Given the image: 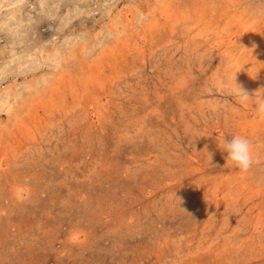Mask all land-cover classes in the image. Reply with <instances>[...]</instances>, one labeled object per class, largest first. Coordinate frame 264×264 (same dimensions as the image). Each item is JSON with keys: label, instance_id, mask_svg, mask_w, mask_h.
<instances>
[{"label": "rangeland", "instance_id": "obj_1", "mask_svg": "<svg viewBox=\"0 0 264 264\" xmlns=\"http://www.w3.org/2000/svg\"><path fill=\"white\" fill-rule=\"evenodd\" d=\"M22 4L0 25V264H264V0Z\"/></svg>", "mask_w": 264, "mask_h": 264}, {"label": "clouds", "instance_id": "obj_2", "mask_svg": "<svg viewBox=\"0 0 264 264\" xmlns=\"http://www.w3.org/2000/svg\"><path fill=\"white\" fill-rule=\"evenodd\" d=\"M235 75L233 77V85L238 90L241 100L252 103L253 94L249 95L248 93L242 91L241 88L234 83ZM254 110L258 114L259 118L264 119V98H262V93L255 101ZM220 147L227 153L226 161L231 162L232 165L238 168L241 172L246 173L253 166V145L247 138L235 135L232 136L231 140L223 139Z\"/></svg>", "mask_w": 264, "mask_h": 264}, {"label": "bare ground", "instance_id": "obj_3", "mask_svg": "<svg viewBox=\"0 0 264 264\" xmlns=\"http://www.w3.org/2000/svg\"><path fill=\"white\" fill-rule=\"evenodd\" d=\"M3 1V0H2ZM22 1H23V4L22 5H25V3L27 4V2H28V0H17V1H15V3H13V2H8L9 3V5L11 6H13L14 5V8H13V10L11 11V13H7L5 16H3L2 18H1V15H0V20H1V22H0V25H1V27H4V26H6V27H9L10 25H12L14 22H15V16H14V12L16 11V9H18L17 7H19V8H21V5H20V3H22ZM6 2V1H5ZM58 2H59V0H58ZM16 4V5H15ZM9 5H7V6H9ZM59 5V4H58ZM57 5V6H58ZM40 6L43 8V7H45L46 5H44L42 2H40ZM22 8H23V6H22ZM59 8H60V5H59ZM57 9H58V7H57ZM56 9H54V11H55ZM56 12V11H55ZM46 13H47V11H46ZM21 16V15H20ZM198 16V15H197ZM43 18H45V17H43ZM42 19V18H41ZM19 20H20V18H19ZM16 21H18V20H16ZM25 21H26V23H25ZM24 22H23V26L21 27L22 29H18L17 28V26H15L16 27V29L15 30H12V32L9 34V36L11 37V35H12V37L15 35V36H17L18 34H20L21 35V37H26V35L27 34H29V32L30 31H32L33 30V28L32 27H34V25L32 26V24H28L29 22H30V20H25ZM9 22L11 23V24H9ZM20 22V21H19ZM16 23V22H15ZM15 23H14V25H15ZM37 26V25H36ZM6 31H7V29H6ZM6 33V32H5ZM12 33H14V35L12 34ZM215 34V33H214ZM15 40L17 39V38H14ZM26 39V38H25ZM24 39V40H25ZM27 41H28V39H27ZM27 41H25V43L27 42ZM18 42H19V40H18ZM13 43H11V45H12ZM17 45H19V46H23V45H25V48H27L28 46H26L27 44H24L23 43V45H21L22 43L20 42V43H16ZM16 44H14V45H16ZM230 45V44H229ZM29 54V53H28ZM23 66V65H22ZM25 69H28V67L30 66L29 65V62H27L26 61V63H25ZM20 67V66H19ZM110 111V110H109ZM132 131V130H131ZM42 135V134H41ZM13 139V138H12ZM11 150V149H10ZM2 159V158H1ZM11 194V193H10Z\"/></svg>", "mask_w": 264, "mask_h": 264}]
</instances>
